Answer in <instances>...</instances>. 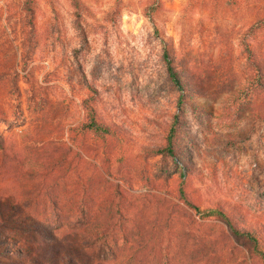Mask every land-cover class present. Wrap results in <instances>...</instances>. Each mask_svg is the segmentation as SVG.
Returning <instances> with one entry per match:
<instances>
[{
    "label": "rangeland",
    "instance_id": "374dc122",
    "mask_svg": "<svg viewBox=\"0 0 264 264\" xmlns=\"http://www.w3.org/2000/svg\"><path fill=\"white\" fill-rule=\"evenodd\" d=\"M30 1L36 37L24 65V0H0V148L7 152L0 159V202H23L30 194L39 201L38 211L50 212L48 200L55 197L61 219L35 220L63 242L80 240L87 221L75 216L84 202L88 208L100 206L101 216L111 201L105 193L123 203L125 191L132 209L144 208L149 218L163 197L166 205L178 202L180 213L187 211L196 220L182 193L200 209L220 205L239 226L264 229V119L253 118L255 104L244 90L243 45L250 24L264 18V0H78L79 9L72 0ZM154 3L156 10L148 16L146 9ZM162 41L183 81L182 91L166 75ZM248 41L264 62V22ZM209 69L215 77H227L221 88L217 80L210 82L205 95L198 84ZM191 81L196 85L187 87ZM84 101L115 137L99 141L68 131L84 120ZM175 115L177 152L173 157L155 154ZM63 141L70 151L57 167L68 170L54 184L57 169L50 170L44 149ZM98 172L110 182L89 193V178ZM112 184L123 195L110 193ZM147 192L157 196L141 197ZM99 193L95 204L85 198ZM177 223L171 227L177 240L189 246L179 237ZM182 223L191 236H200L198 221ZM205 224L207 231L220 225ZM166 238L163 245H170ZM21 240L33 239L19 232L0 240V264H14L12 253ZM113 240V248L111 240L97 242L102 255L113 259L109 263L125 261L130 240L123 242L119 231ZM236 255L242 261V251Z\"/></svg>",
    "mask_w": 264,
    "mask_h": 264
},
{
    "label": "trees",
    "instance_id": "16d2710c",
    "mask_svg": "<svg viewBox=\"0 0 264 264\" xmlns=\"http://www.w3.org/2000/svg\"><path fill=\"white\" fill-rule=\"evenodd\" d=\"M72 1L73 5L79 9L78 0ZM156 7V3L149 5L146 9L147 15L150 16L156 10ZM23 8L26 11L25 20L28 28V32L25 35L26 38L23 40V45L26 47H21V59L25 65L30 57L31 41L34 38L35 43L36 34L31 1L24 0ZM75 16L80 18L78 11H76ZM263 22L264 18L254 20L248 27L246 39L243 42L247 52L246 64L248 65V71L244 78L247 85L244 90L253 98L251 105L255 104L256 110L253 111L252 116L259 120L264 119V62L260 60L258 49L251 46L248 39L254 36L255 31L262 26ZM77 28H79V25H77ZM80 36L83 38V31ZM162 52L164 69L171 85L178 91L184 90L183 81L173 65L170 49L167 48L164 41H162ZM210 71L212 70L209 69L203 72L204 80L200 85L198 84V89L205 95L208 94V87L213 80L215 82L217 80V85L221 88L223 80L227 77L226 73H221L215 77L216 74ZM188 85L187 87H194L196 84L191 81ZM186 91V95L191 96L192 92L188 88H186ZM182 95L180 93L178 97L180 106L183 102ZM84 104L86 107L84 120L77 126L70 127L68 131H76L81 137L89 134L93 140L99 141L115 137L114 129L97 118L94 109L86 101H84ZM192 106H195V104ZM177 122L178 116L175 115L174 121H172V124L168 128L165 143L154 149L155 154L168 157L175 155L177 152ZM0 150H2L0 151V159H2L7 152L4 147L3 149L0 148ZM46 150L48 155L47 161L51 160L48 163L50 164V170L57 169L52 177V181H55L54 184H58L57 180L60 179L62 172H64V169L66 171L68 169H66L67 167L61 169L57 166L67 161L68 152L70 151L69 145L63 141L60 147L49 146L44 149V152ZM44 179L46 180L45 177ZM103 182L110 181L103 178L100 172L90 177L88 183L89 193L95 185L99 186ZM119 187L118 184H115L110 193L116 197L123 195ZM100 194L94 197L85 195V198L88 197L90 200L92 198L91 202L95 204L97 199H100ZM145 195L147 197H149L148 195L157 196L154 193L147 192L141 194V197ZM48 196L51 197V194L49 193ZM105 196L110 197L111 201L106 208H103L101 216L100 206L96 205L93 209L90 206L88 208V204L83 201L84 205L79 213L76 214L75 219L84 218L87 221V225L81 234L80 240H66L64 242L63 239L61 240L56 237L49 230L42 229L35 220L37 216L47 218L49 215L55 217L57 221L61 219L55 197L48 200L49 204L53 207V210L50 212L38 211L36 205L39 201L34 199L30 194L23 202H0V240L3 238L9 240L19 232L21 234H29L33 239L29 243L21 240V244L14 248V253L12 254L17 258L14 264H264V229L258 230L257 228L239 226L234 217L220 205L200 209L191 203L187 195L184 196L181 193L180 199L183 200L187 207L195 211V214H197L196 220L191 216L189 218L187 211L180 213V209H183L180 203L172 204L171 202L172 205H166V199L163 197L153 207V215L149 218L144 213V208L132 209V202L130 203L126 198L130 196L128 191H125L123 198L120 196L123 203L119 201L114 202V197L109 193H105ZM32 205L34 207L31 209ZM25 209H28V212L23 215ZM185 219L191 220V222H199L197 224L199 229L202 230L200 236H191L188 228L181 226L183 224L182 220ZM171 221L173 222L171 223ZM206 221H219V228L207 231L205 227L207 226L205 224ZM177 222L181 224L179 225L180 231H178L179 237H184L186 239L184 241L190 243L189 246L184 245L181 241L182 239L177 240V232H175V229H172ZM118 231L124 240L123 242L126 243L128 239L130 240L131 254L125 261L109 263L108 260L113 259L102 255L98 246L102 242L106 243L107 240H111L113 242L111 247H116L117 243L113 238L116 237ZM165 236L170 241V245L167 243L163 245L162 241ZM13 243L18 244L16 238L13 239ZM239 251H242V255L240 256L242 261L237 260L236 253ZM115 256L116 253L112 251L111 257Z\"/></svg>",
    "mask_w": 264,
    "mask_h": 264
}]
</instances>
